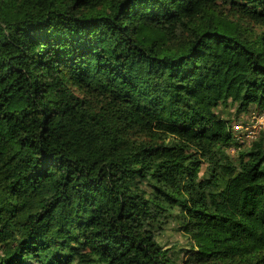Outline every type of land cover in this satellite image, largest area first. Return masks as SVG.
I'll return each instance as SVG.
<instances>
[{
    "label": "trees",
    "instance_id": "obj_1",
    "mask_svg": "<svg viewBox=\"0 0 264 264\" xmlns=\"http://www.w3.org/2000/svg\"><path fill=\"white\" fill-rule=\"evenodd\" d=\"M252 106L264 0H0V264H264V129L244 146L222 116ZM124 112L204 175L146 157Z\"/></svg>",
    "mask_w": 264,
    "mask_h": 264
},
{
    "label": "rangeland",
    "instance_id": "obj_2",
    "mask_svg": "<svg viewBox=\"0 0 264 264\" xmlns=\"http://www.w3.org/2000/svg\"><path fill=\"white\" fill-rule=\"evenodd\" d=\"M221 111L220 108H218ZM222 116L231 118L236 122H241L245 120H250L254 116L259 117L262 112L259 111L257 108L252 106L247 112H241L238 116L236 115V107H228L222 110ZM123 118H130L133 121L134 126V137L141 141L140 143L145 146V150L143 154L146 157H152L154 162H166L169 160L175 153L176 159L173 161V164L176 166V176L183 180L187 177L188 172L191 170L192 167L196 165L201 166L200 176H203L205 173V169L207 167V163L204 161L203 156L196 152L195 148L192 146L184 147L181 150H178L172 147V137H163V135L155 132L153 130L152 122L149 118L143 116L140 113L135 112H124L122 114ZM263 120V118H262ZM249 143L245 144L247 146ZM236 149L235 145H230L227 147L228 152L231 156H236ZM176 194L173 192L172 195ZM178 223L176 219L169 218L166 221L165 229L162 231L159 239L161 243L165 246L172 247L175 244V247L184 248L188 245V239L183 234L182 230H178ZM174 247H172L171 252L174 256ZM183 252L181 251L178 255L176 254V260L178 264L182 263Z\"/></svg>",
    "mask_w": 264,
    "mask_h": 264
},
{
    "label": "built area",
    "instance_id": "obj_3",
    "mask_svg": "<svg viewBox=\"0 0 264 264\" xmlns=\"http://www.w3.org/2000/svg\"><path fill=\"white\" fill-rule=\"evenodd\" d=\"M263 118V120H262ZM264 129V112L250 120L236 122L233 124V135L236 142L250 143Z\"/></svg>",
    "mask_w": 264,
    "mask_h": 264
}]
</instances>
